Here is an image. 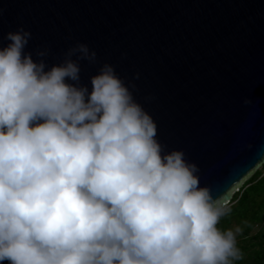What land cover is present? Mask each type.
Instances as JSON below:
<instances>
[{"label": "clouds", "instance_id": "1", "mask_svg": "<svg viewBox=\"0 0 264 264\" xmlns=\"http://www.w3.org/2000/svg\"><path fill=\"white\" fill-rule=\"evenodd\" d=\"M21 26L0 48V264H236L240 227L115 67L86 43L48 65ZM75 57V59L73 58ZM244 103L251 104L248 97Z\"/></svg>", "mask_w": 264, "mask_h": 264}, {"label": "water", "instance_id": "2", "mask_svg": "<svg viewBox=\"0 0 264 264\" xmlns=\"http://www.w3.org/2000/svg\"><path fill=\"white\" fill-rule=\"evenodd\" d=\"M21 26L49 66L88 44L81 84L112 64L214 197L228 204L263 166L264 0H0V48Z\"/></svg>", "mask_w": 264, "mask_h": 264}, {"label": "trees", "instance_id": "3", "mask_svg": "<svg viewBox=\"0 0 264 264\" xmlns=\"http://www.w3.org/2000/svg\"><path fill=\"white\" fill-rule=\"evenodd\" d=\"M227 205L230 213L221 219L218 227L242 229L237 242L243 258L236 264H264V164Z\"/></svg>", "mask_w": 264, "mask_h": 264}, {"label": "rangeland", "instance_id": "4", "mask_svg": "<svg viewBox=\"0 0 264 264\" xmlns=\"http://www.w3.org/2000/svg\"><path fill=\"white\" fill-rule=\"evenodd\" d=\"M246 182H247V181H246ZM246 182H245V183H246ZM245 183H244V184H245ZM238 190H239V189H238ZM238 190H236V191H234V192H237Z\"/></svg>", "mask_w": 264, "mask_h": 264}]
</instances>
